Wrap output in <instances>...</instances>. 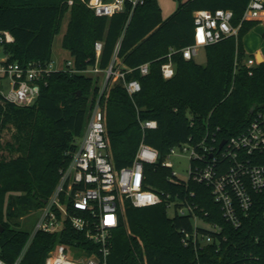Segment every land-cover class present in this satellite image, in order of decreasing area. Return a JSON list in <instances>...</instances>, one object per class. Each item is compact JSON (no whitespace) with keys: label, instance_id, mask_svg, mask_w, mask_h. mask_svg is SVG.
I'll use <instances>...</instances> for the list:
<instances>
[{"label":"trees","instance_id":"16d2710c","mask_svg":"<svg viewBox=\"0 0 264 264\" xmlns=\"http://www.w3.org/2000/svg\"><path fill=\"white\" fill-rule=\"evenodd\" d=\"M69 1L0 0V32L10 31L15 39L0 43L10 61H51L55 36L70 12L63 46L79 71H52L32 105L0 106V138L4 129L12 131L9 140L0 141L1 257L12 263L21 255L31 233L18 228V219L44 205L85 133L101 88L83 71L97 66L103 72L113 65L132 69L126 77L138 79L142 89L130 96L122 83L113 82L103 96L108 157L121 169L134 162L143 141L158 149L160 161L145 165V186L164 194L165 200L145 207L122 203L109 264H264V192L255 194L252 210L236 228L223 217L209 186L172 181V169L162 165L170 149L190 137L200 140L209 130L230 138L264 113V61L254 66L245 61L256 56L247 53L244 37L260 23L242 21L250 0H178L177 10L168 17L158 0H145L135 8L128 2L124 12L112 17L97 16L84 0ZM202 9L233 10L238 35L207 45L205 64L186 60L180 51L173 54L176 74L166 80L161 72L166 55L194 42V13ZM98 41L103 43L99 55ZM146 62L150 72L142 75L139 67ZM147 120H156L158 127L143 130ZM185 198L199 207L204 222L222 228L216 233L220 242L198 249L183 244L182 229H193V216H171L168 203ZM60 245L89 254L98 247L68 223L61 232H38L21 264H45Z\"/></svg>","mask_w":264,"mask_h":264},{"label":"built area","instance_id":"2783aa9c","mask_svg":"<svg viewBox=\"0 0 264 264\" xmlns=\"http://www.w3.org/2000/svg\"><path fill=\"white\" fill-rule=\"evenodd\" d=\"M84 1L97 16L112 17L124 12L128 2L135 8L145 0ZM72 3L73 0H70L69 4ZM263 11L264 0H250L242 21L259 20ZM233 17L234 12L230 9L195 11L194 42L181 50L171 49L161 66L163 77L168 80L176 74L173 54L180 51L186 60H192L199 54L200 48L237 36L240 26L232 25ZM14 40L10 31L0 32L1 44L12 43ZM102 46V42H96L98 55ZM254 60L255 58H250L248 62L253 64ZM250 63L247 65L253 66ZM139 69L142 75L149 74L150 62L143 63ZM55 70L58 71L52 60L31 61L26 65L18 61L12 62L9 55L0 48V106L5 103L32 105L40 95L42 83L47 84V77ZM63 70L79 72L72 61H68ZM131 70L114 69L113 65L105 70L106 78L93 103L85 133L70 154V162L62 169L53 193L39 208L38 221L23 252L12 263L0 255V264H21L38 232H61L68 223L97 244L96 251L89 254L77 247L68 250L60 245L49 253L45 264H109L111 240L120 223L122 203L129 200L134 206L145 207L165 200L164 194L145 186V165L160 161L158 149L143 141L134 162L121 169H116L108 157L109 141L102 99L113 82L122 83L130 96L140 92V81L128 80L126 77ZM83 72L99 73L102 70L96 66ZM3 79L10 81L8 92L3 90ZM142 127L143 130L156 129L158 123L156 120H147L142 122ZM224 139L226 143L220 148L223 139L219 138L216 131L208 130L200 140L190 137L188 141L172 147L162 165L172 169V181L187 184L193 180L209 186L215 201L221 207L223 217L238 228L242 225V217L248 216L252 210L255 194L264 192V113L259 112L244 132ZM178 148L180 152L187 154L190 161L188 178L185 180L178 177L170 160V157L179 154ZM191 196L194 197L195 193ZM168 208L180 215L193 216V229H182V242L185 246L198 249L215 241L220 242L216 233L220 234L222 228L215 223L204 222L197 213L199 207L190 198L171 201ZM199 227H204L207 231H201Z\"/></svg>","mask_w":264,"mask_h":264},{"label":"rangeland","instance_id":"374dc122","mask_svg":"<svg viewBox=\"0 0 264 264\" xmlns=\"http://www.w3.org/2000/svg\"><path fill=\"white\" fill-rule=\"evenodd\" d=\"M158 2L161 6L162 13L165 17H168L171 14H173L177 10L179 4L178 0H158ZM69 20H70V12L66 13L62 21L60 32L55 36L53 43L52 61L54 62L55 68L58 70L65 69L67 67L68 61L74 62V58L71 52L63 46V39L69 24ZM259 20L262 21V17ZM256 26H258L257 32L256 33L253 32L251 35H248L246 38L247 45L250 46L249 48H253V46L255 47L257 45L264 46V38L262 35H259L261 33L262 28H264V23H259ZM251 42L253 46L251 45ZM195 60L201 64L206 63L207 55L205 48L203 47L200 48L199 54L195 56ZM248 60L249 59H246L245 61L247 63H250L248 62ZM257 63L258 61L255 59L254 63L253 64L250 63V65L254 66L257 65ZM87 74L94 76V78L98 80L100 86L103 85L106 78L105 71L99 73L90 72ZM2 86H3V90L5 92H8L10 89V81L8 79H3ZM11 135H12L11 130H9L8 128L4 129L0 141L5 142L9 140L11 138ZM4 154L8 156H12V154H10L7 151H5ZM179 154L173 155L172 157H170V160L173 162V170L177 173L178 177L180 179L185 180L188 178V169H189L190 161L187 154L180 152V150H179ZM16 155H18V153H16L15 156ZM174 213L175 212L173 210H170L171 216H173ZM39 215H40L39 209L30 211L28 214L18 219L19 221L18 228L28 231L30 233L33 232L36 223L38 221Z\"/></svg>","mask_w":264,"mask_h":264},{"label":"crops","instance_id":"0c3cea01","mask_svg":"<svg viewBox=\"0 0 264 264\" xmlns=\"http://www.w3.org/2000/svg\"><path fill=\"white\" fill-rule=\"evenodd\" d=\"M164 16V15H163ZM165 17V16H164ZM262 21L260 20V23H264V11H263V13H262ZM258 28V26H255V27H253L246 35H245V37H244V44H245V48H246V51H247V53L248 54H254V55H257V53H262V55H263V57H264V46H262V45H257V46H253L252 45V42H251V45L253 46V48H249L250 46H248L247 45V41H246V38H247V36L248 35H251L253 32H257V29ZM263 34H264V28H262V30H261V33L259 34V35H262L263 36ZM257 59V58H256Z\"/></svg>","mask_w":264,"mask_h":264},{"label":"water","instance_id":"95a60500","mask_svg":"<svg viewBox=\"0 0 264 264\" xmlns=\"http://www.w3.org/2000/svg\"><path fill=\"white\" fill-rule=\"evenodd\" d=\"M256 58H257V61L259 62V63H262L263 61H264V57H263V55H262V53H257V55H256ZM254 110V108H252V111ZM226 143V139H223V141H222V143H221V145H220V148H222L223 146H224V144ZM2 230H3V228H1Z\"/></svg>","mask_w":264,"mask_h":264}]
</instances>
